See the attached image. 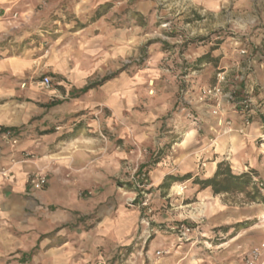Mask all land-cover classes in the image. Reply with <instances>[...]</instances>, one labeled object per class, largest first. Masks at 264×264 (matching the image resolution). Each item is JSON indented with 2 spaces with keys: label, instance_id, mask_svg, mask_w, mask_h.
<instances>
[{
  "label": "crops",
  "instance_id": "crops-1",
  "mask_svg": "<svg viewBox=\"0 0 264 264\" xmlns=\"http://www.w3.org/2000/svg\"><path fill=\"white\" fill-rule=\"evenodd\" d=\"M19 3L0 0V31ZM92 29L81 28L76 36L83 45L85 59L64 64L62 71H55L42 54L36 57L33 52L0 51V264H92L101 250L109 257L108 264H116L119 251L134 245L138 214L125 207L121 192L111 184L115 175L109 170L102 173L107 160L101 158L103 147L96 139L98 122L94 119L95 110L103 102L117 111L127 109L132 86L126 81L122 87L114 81L111 86L100 85L82 93L84 88L96 85L91 83L96 68L88 61L100 53L96 49L99 36ZM252 62L255 76H250L240 92L249 94L253 102L251 124L245 125L238 114L231 112L228 119L236 131L222 136L210 112H199L185 139L161 167H172L179 178L188 174L211 178L218 164L229 156L226 161L234 173L255 170V181L264 183V152L257 143L264 131V54L258 52ZM40 74L59 78L60 89H43L36 82ZM80 113L83 115L77 117ZM122 118L126 125L133 122L127 113ZM86 119L89 130L81 137L55 145L72 123ZM48 130L52 133L46 134ZM5 132L17 137L15 147L4 138ZM86 132L93 136H85ZM27 154L36 157L26 160ZM115 156L123 157L117 152ZM125 158L132 159L127 155ZM112 161L118 164L117 158ZM159 169L165 172L157 179L162 184L172 172L169 168ZM5 171L7 178L2 176ZM34 172L48 175L47 186L41 190L28 184ZM68 174L72 175L71 181L65 180ZM193 181L177 182L173 189L186 187L184 197L190 202L183 208L203 209L206 222L193 233L194 240L185 242V248L183 242H172L173 235L164 236L161 241L168 248L158 247L152 253L153 240L143 249V258L137 256L139 261L133 264H245L250 252L264 244V206L245 204L240 195H215L211 188L203 190ZM231 199L236 202L232 204ZM250 221L253 223L241 231L222 229ZM142 245L136 244L132 254H138ZM160 251L163 254L157 257ZM124 260L131 264L128 255ZM256 264H264V253Z\"/></svg>",
  "mask_w": 264,
  "mask_h": 264
},
{
  "label": "rangeland",
  "instance_id": "rangeland-1",
  "mask_svg": "<svg viewBox=\"0 0 264 264\" xmlns=\"http://www.w3.org/2000/svg\"><path fill=\"white\" fill-rule=\"evenodd\" d=\"M19 2V8L4 20L5 29L0 31V51L6 49L14 54L33 52L36 57L42 54L55 71H62L64 64H77L85 59L83 45L76 36L81 28L91 27L92 32L99 36L96 49L100 51L95 59L88 61L97 72L91 83H101L103 87L119 81L125 87L127 81L128 86H132L127 109L123 107L117 111L110 103L103 102L94 112V119L98 122L96 139L103 147L101 158L102 161L107 160V166L101 167L102 173L109 170L115 175L111 184L121 192L125 207L138 214L135 241L128 254L129 263L136 262L137 256L143 258V249L146 250L153 240L152 253L158 247L168 248L161 241L164 236L173 235L172 242H179L171 230L173 227L199 228L204 225L206 218L202 207H182L190 202L184 197V185L176 189L173 185L169 189H160L161 182L157 179L164 171L159 168H169L174 175L172 167H161V163L175 153L193 120L196 121L202 112H210L208 106L198 103L201 88L213 86L217 73L225 69L239 72L251 67L252 78L255 76L252 61L258 52L264 54V0ZM100 9L104 15L95 21V14ZM135 14L139 15L135 17ZM200 38L206 41H198ZM212 48H216L212 56L218 61L199 64V58L211 52ZM242 50H247L246 57L241 56ZM44 75H38L36 82L40 83ZM109 77L112 79L103 83ZM59 82V78H54L51 90H59ZM239 96L243 95L239 93ZM121 112L124 116L127 113L128 117H133L132 124H125ZM87 121L74 122L65 129L62 136L70 138L63 142L79 138L89 130ZM198 131L202 134L201 130ZM85 136L93 135L86 132ZM59 138L56 146L63 143ZM159 151L165 155L148 174V180L144 177L137 180L138 170L151 164ZM116 152L123 157L115 156ZM125 155L132 157L131 161ZM35 157L27 154L26 160ZM113 158H117L118 164L113 163ZM65 180L71 181L72 175H66ZM129 182L143 191L142 204H134L137 192L125 188ZM230 202L236 201L231 199ZM36 203L42 205L38 200ZM176 217L182 221H173ZM141 242L139 253L132 254L135 253V245ZM183 244L187 248L186 243Z\"/></svg>",
  "mask_w": 264,
  "mask_h": 264
},
{
  "label": "built area",
  "instance_id": "built-area-1",
  "mask_svg": "<svg viewBox=\"0 0 264 264\" xmlns=\"http://www.w3.org/2000/svg\"><path fill=\"white\" fill-rule=\"evenodd\" d=\"M241 56L246 57L248 55L247 50H242L240 52ZM1 58V55H0ZM251 67L240 70L239 72H234L233 70H221L217 73L216 83L210 87L201 88L198 94V103L209 107L210 115L216 121L217 132L220 135H229L234 133L236 130L233 126L232 120L228 119V114L234 112L238 114L245 125H250L253 120L252 105L253 102L249 97V94L239 96V93L243 91V85L246 86L250 81V76L252 75ZM40 85L46 91L52 89L53 78L49 75H44ZM195 121V120H193ZM4 138L10 140L11 146L15 147L18 144L17 137L11 132H5ZM257 143L261 150L264 152V131L258 136ZM230 157L227 156L226 160ZM14 164L16 161L12 160ZM23 163V162H22ZM8 172H2V176L7 178ZM48 178L45 174L33 173L28 177V184L33 187V189L41 190L47 186ZM260 190L264 191V183L257 182ZM177 236L179 242H191L192 235L199 231V228L189 227V226H179L173 227L171 229ZM264 253V244L258 248H254L247 260L246 264H256L257 261L262 257ZM162 252H157V256H161ZM118 262L116 264H125L124 260L126 254L124 249H121L116 255ZM109 257L105 251L101 250L98 253V259L92 264H108Z\"/></svg>",
  "mask_w": 264,
  "mask_h": 264
},
{
  "label": "trees",
  "instance_id": "trees-1",
  "mask_svg": "<svg viewBox=\"0 0 264 264\" xmlns=\"http://www.w3.org/2000/svg\"><path fill=\"white\" fill-rule=\"evenodd\" d=\"M102 9V8H101ZM100 10H98L95 14V21L99 20L103 17L104 14L100 13ZM105 9V7L103 8ZM139 14H135V17H137ZM85 28V27H83ZM197 41V40H196ZM198 41H206L205 38H200ZM216 48H212L211 52L208 54L202 56L199 58L198 63L204 64V63H212L217 62L218 59H214L212 56L213 51H215ZM50 76V75H49ZM112 78H105L103 80V83L106 81L111 80ZM102 85L101 83L96 84L94 86H90L87 88H84L82 90V93H86L89 89L93 87H97ZM46 134L52 133V130H48L45 132ZM70 138V136H62L59 138V142L66 141ZM165 153L163 151H159L155 159L151 164L143 165L136 174V179L141 180L143 177L148 180V174L153 170L154 166H157ZM258 177V173L255 170H251L248 172H244L241 174H236L231 169L230 165L226 161H222L218 164L217 171L211 178H199L194 177L192 174H188L185 177L179 178L174 175H169L165 178L163 184H161L160 189L164 188H171V186L177 182L186 181L189 179L194 178L193 183L196 185H199L201 189L205 190L207 188H211L215 195H240L243 196L245 204H260L264 205V191L260 190L258 187L257 181H255V178ZM125 188L131 191L137 192V198L134 202L135 205L142 204L143 202V196L142 190H138L135 188V183H127L125 184ZM250 223L249 222H242L239 224L234 225L233 227H225L222 228L224 231L229 232V229H234L236 231H241L243 229H246ZM125 254L128 255L131 251V247L124 248Z\"/></svg>",
  "mask_w": 264,
  "mask_h": 264
}]
</instances>
